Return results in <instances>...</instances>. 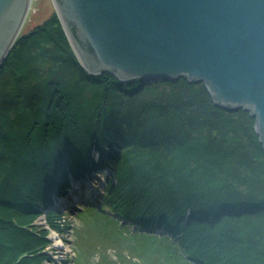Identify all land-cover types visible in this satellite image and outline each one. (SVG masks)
<instances>
[{"label":"trees","instance_id":"16d2710c","mask_svg":"<svg viewBox=\"0 0 264 264\" xmlns=\"http://www.w3.org/2000/svg\"><path fill=\"white\" fill-rule=\"evenodd\" d=\"M254 124L203 82L87 72L53 9L0 66V264L51 260L50 228L36 220L65 233L55 202L94 171L104 193L79 214L119 245L77 248L75 264H264Z\"/></svg>","mask_w":264,"mask_h":264},{"label":"water","instance_id":"95a60500","mask_svg":"<svg viewBox=\"0 0 264 264\" xmlns=\"http://www.w3.org/2000/svg\"><path fill=\"white\" fill-rule=\"evenodd\" d=\"M89 73L203 82L213 101L255 117L264 149V0H52ZM32 0H0V66Z\"/></svg>","mask_w":264,"mask_h":264},{"label":"rangeland","instance_id":"374dc122","mask_svg":"<svg viewBox=\"0 0 264 264\" xmlns=\"http://www.w3.org/2000/svg\"><path fill=\"white\" fill-rule=\"evenodd\" d=\"M54 9L52 0H32L31 8L27 15L26 21L23 25L22 31L30 30L35 24L42 22ZM100 181V187L98 188L94 182ZM105 176H100L98 171L93 173L91 178H82L77 182L76 188H71L67 195H63L62 201H57L59 204L56 208L62 215H66L67 221L71 222L69 226H66L63 221L64 234L59 233L55 228L50 227L46 214H42L36 223L46 228H50L49 239L51 243L48 245V253L51 254V260H46V264H65L72 256H76L77 248L88 254H94L98 248H111L109 251L114 250V246L119 242L111 235V227L100 229L91 224V218H95L91 214L81 216L80 211L84 210L86 205L91 204L90 199H96L97 193L103 194ZM73 195V197H72ZM77 197V199H75ZM87 199V200H86ZM88 206V205H87ZM109 211V209L105 208ZM89 216V217H88ZM90 224H88L89 222ZM74 223V225L72 224ZM62 224V226H63ZM120 224V223H119ZM72 226V227H71ZM134 229L135 226L130 227ZM54 229V230H53ZM108 229V230H107ZM80 230L81 234L77 233ZM76 232V233H75ZM116 237V236H115ZM86 263L87 257L84 256ZM69 264H75L74 259L68 261Z\"/></svg>","mask_w":264,"mask_h":264}]
</instances>
